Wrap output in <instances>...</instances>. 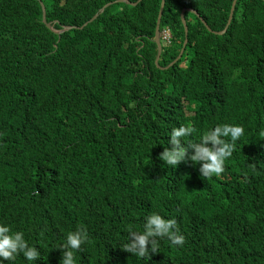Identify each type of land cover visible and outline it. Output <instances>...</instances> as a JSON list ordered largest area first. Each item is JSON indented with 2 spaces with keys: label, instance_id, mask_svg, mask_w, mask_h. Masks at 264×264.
Instances as JSON below:
<instances>
[{
  "label": "trees",
  "instance_id": "trees-1",
  "mask_svg": "<svg viewBox=\"0 0 264 264\" xmlns=\"http://www.w3.org/2000/svg\"><path fill=\"white\" fill-rule=\"evenodd\" d=\"M233 2L165 0L157 64L162 0H0V223L34 264H59L77 229L76 264H264V0H237L229 24ZM219 124L244 133L202 177L188 157ZM184 125L186 159L165 165ZM153 212L184 242L145 261L121 246Z\"/></svg>",
  "mask_w": 264,
  "mask_h": 264
},
{
  "label": "clouds",
  "instance_id": "clouds-1",
  "mask_svg": "<svg viewBox=\"0 0 264 264\" xmlns=\"http://www.w3.org/2000/svg\"><path fill=\"white\" fill-rule=\"evenodd\" d=\"M255 127L260 128L261 123L256 122ZM263 129L264 127L260 129V133L264 138ZM192 132L193 129L189 126L174 127L169 140L173 147L171 149L165 147L159 159L165 165L176 168L180 162L186 159L187 154V149L180 146L179 138L187 137ZM243 133L244 129L239 125L219 124L211 127L199 136L198 143L193 145L194 154L188 158L200 166L202 177L218 176L224 171V162L231 157L236 143ZM174 229V220L165 219L160 214L153 212L147 215L142 230H127L128 236L121 248L138 259L144 258L147 261L149 251L156 252L162 238L169 239L172 245L183 244L184 237ZM87 239L88 234L84 230L77 229L68 232L63 243L56 248L61 250L59 264H76L74 253ZM149 246H151L150 249ZM21 254L27 264H34L41 258L40 251L28 243L22 231H13L8 225L0 223V264H4L5 261L8 264H14L17 256Z\"/></svg>",
  "mask_w": 264,
  "mask_h": 264
},
{
  "label": "water",
  "instance_id": "water-1",
  "mask_svg": "<svg viewBox=\"0 0 264 264\" xmlns=\"http://www.w3.org/2000/svg\"><path fill=\"white\" fill-rule=\"evenodd\" d=\"M120 2H123V1H120ZM236 3H237V0H234L233 5H232V9H231V13H230V17H229V21H228L229 24L232 21ZM164 6H165V0H162V7H161V10H160V13H159V17H158V22H157V26H156V37H155V41H156V43L158 45V55H157V59H156V63L157 64L159 63V60L161 58V54H162V51H163V47H162V43H161V36H160L161 35L160 25H161L162 14H163V11H164ZM42 9H43V22L46 23L47 22V20H46V9H45L44 6H42ZM184 11L182 13V21H183V24H184V27H185V34H186V37H187L189 29H188L187 22H186V20L184 18L185 17V14H184L185 12ZM48 27L52 28L51 23H48ZM66 29H70V28L66 27ZM186 44H187V39H186V41L184 43V47H183L179 57L174 61V63L178 62L181 59V57L183 56L184 48H185Z\"/></svg>",
  "mask_w": 264,
  "mask_h": 264
},
{
  "label": "rangeland",
  "instance_id": "rangeland-1",
  "mask_svg": "<svg viewBox=\"0 0 264 264\" xmlns=\"http://www.w3.org/2000/svg\"><path fill=\"white\" fill-rule=\"evenodd\" d=\"M161 36L164 37L165 40H168L170 38V33L167 31V32L161 33Z\"/></svg>",
  "mask_w": 264,
  "mask_h": 264
}]
</instances>
